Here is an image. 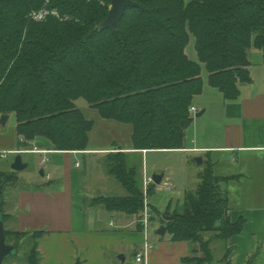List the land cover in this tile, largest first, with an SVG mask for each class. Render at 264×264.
<instances>
[{
    "label": "trees",
    "instance_id": "1",
    "mask_svg": "<svg viewBox=\"0 0 264 264\" xmlns=\"http://www.w3.org/2000/svg\"><path fill=\"white\" fill-rule=\"evenodd\" d=\"M132 1L136 5L112 31L101 27L111 0H0V118L15 116L21 149L32 150L43 138L51 150H87L95 123L77 108L84 99L101 118L132 126L133 150H181L194 120L193 100L204 88L202 65L209 84L235 101L239 84L252 82L254 48L264 63V0ZM45 6L60 18L33 21L30 14ZM191 37L199 62L186 53ZM204 164L182 210L164 213V236L186 241L191 249L197 245L192 254L202 256L191 254L185 264H232L235 248L227 243L245 226V219L232 222L228 215L231 202L224 186L235 177L218 176L210 160ZM106 166L127 196L95 198L90 205L137 216L143 231L142 154L111 153ZM18 181L16 172L0 173L3 213L4 189ZM44 234L6 230V241L10 244L12 236L30 241L25 264H39ZM214 241L225 243L218 260Z\"/></svg>",
    "mask_w": 264,
    "mask_h": 264
},
{
    "label": "crops",
    "instance_id": "2",
    "mask_svg": "<svg viewBox=\"0 0 264 264\" xmlns=\"http://www.w3.org/2000/svg\"><path fill=\"white\" fill-rule=\"evenodd\" d=\"M255 52L259 50L254 48L252 57ZM260 61L262 67L250 68L252 82L239 84L240 95L235 101L226 100L202 71L204 88L194 98L192 108L203 114L196 117L191 113L194 120L181 150L136 151L132 140L124 144L116 140L105 147L88 146L84 151H56L43 138L34 142L32 150H12L40 156L38 168L49 166L48 176L40 184L46 190L19 192L15 204L21 212L12 230L44 231L38 246L39 264H128V255L135 256L147 241L153 249L145 262L136 264H185L184 258L192 253L188 242H173L171 236L164 235L151 242L150 228L147 233L138 229L137 216L108 212L88 203L100 197L127 196V192L124 196L102 192L108 191L110 178H115L106 166L111 153L142 154L144 196L146 176L163 175L162 183L166 180L172 190L176 188L169 167L149 173L150 154H187L203 157V163L210 160L218 176L235 177L224 186L231 202L228 215L232 222L245 219V226L227 243L235 248L232 264H246L254 252L257 255L252 264H264V63ZM86 156L98 157L90 171L84 164ZM148 198L149 194L145 203L152 215ZM219 245L224 251L225 243Z\"/></svg>",
    "mask_w": 264,
    "mask_h": 264
},
{
    "label": "rangeland",
    "instance_id": "3",
    "mask_svg": "<svg viewBox=\"0 0 264 264\" xmlns=\"http://www.w3.org/2000/svg\"><path fill=\"white\" fill-rule=\"evenodd\" d=\"M187 55L191 60L199 62L198 53L195 47V39L191 37V41L186 49ZM263 59L262 53L255 52L252 57V65L254 69L262 67L261 61ZM260 62H259V61ZM204 70V75L206 76L207 70L205 65H202ZM77 108L81 109L85 116L93 120L95 126L93 131L90 133L89 146L90 147H105L109 146L113 141L119 140L122 144L131 141L132 136V126L129 124H122L114 120H106L99 116L98 112L91 108L86 100L80 99L76 102ZM45 140V139H44ZM46 141V140H45ZM47 142V141H46ZM20 141L16 133V118L14 115H11L9 120L5 125L0 124V173L1 172H15L12 170V164L17 157L12 150L21 149ZM199 157V156H197ZM196 156H188L187 154H150L148 157L149 164V173L154 174V172L163 169L165 167L170 168V174L172 176V182L176 185V188L172 191L165 190L164 184L166 180L163 181L161 185L156 186L153 194H149V203L153 214L150 217H154L155 220L150 223V237L151 242L161 238L157 234L158 229L162 226V219L164 218V213L167 212L170 208V212H173L175 209L182 210L185 192L194 191L199 183V174L204 172L207 165H198L194 162ZM23 162L28 165V168L22 172L18 173L19 181L15 185H10L5 187L4 191V213L6 215L5 229L16 232L13 229L16 218H18L19 213L21 212L15 202L19 192L22 190L30 191H42L46 190V186L42 184L49 173V166H44L38 168V160L40 156L23 154ZM188 158V160H187ZM186 164H184V161ZM83 160V159H82ZM98 157L96 156H86L84 164L89 168L97 164ZM189 164V166H188ZM42 171L45 172V176L42 174ZM88 180L91 184L90 172H88ZM103 194H110L112 196H124L126 191L120 182L115 178H110V184L108 191L105 189L102 190ZM149 192V190H148ZM171 202V203H170ZM90 205V202L88 203ZM168 204H170L168 206ZM95 206V205H94ZM155 208L157 210H155ZM17 225V224H16ZM27 232H32L31 229H27ZM169 237V234L165 235ZM9 240L10 244H17L20 248L19 255L15 258H10L5 261L4 264H25L26 254L30 250V241L17 237H11ZM220 241H214L211 245L215 259L218 260L222 258L224 251L219 245ZM154 244V243H153ZM197 245H193V248H196ZM192 254V253H191ZM192 255L202 256L200 252ZM135 256L132 254L128 255V264H136Z\"/></svg>",
    "mask_w": 264,
    "mask_h": 264
},
{
    "label": "water",
    "instance_id": "4",
    "mask_svg": "<svg viewBox=\"0 0 264 264\" xmlns=\"http://www.w3.org/2000/svg\"><path fill=\"white\" fill-rule=\"evenodd\" d=\"M111 7L109 11L108 17L102 22L101 27L104 30L110 29L112 31L119 30V23L120 20L123 18L126 10L128 8L134 7L136 5L135 2L132 0H111ZM203 111L197 113L195 116L200 117L202 116ZM10 116L3 115L0 118V124L5 125L7 121L9 120ZM194 161L198 165H203V157H197L194 159ZM28 168V165L23 162L22 153L18 152L17 157L15 158L13 164H12V170L15 172H22ZM43 174V172H42ZM153 181L155 185H160L162 183L163 175H153ZM105 214V213H102ZM165 219L170 220L171 217H165ZM155 220V218L151 219ZM166 232V227L161 226L157 234L158 235H164ZM19 250L16 245H10L6 241V230H5V223H4V213L2 208V198L0 193V264H4V262L16 255H18ZM122 261L125 260L124 257H121Z\"/></svg>",
    "mask_w": 264,
    "mask_h": 264
},
{
    "label": "built area",
    "instance_id": "5",
    "mask_svg": "<svg viewBox=\"0 0 264 264\" xmlns=\"http://www.w3.org/2000/svg\"><path fill=\"white\" fill-rule=\"evenodd\" d=\"M50 15L56 16V17L60 18V15L58 14L57 11L49 10L47 8V6H45L41 10L33 11L30 14V18L33 21H36V22H44V21L47 20V18ZM190 112L193 113V114H197L198 113V111L195 108H191ZM152 184H155L154 181H153L152 176H146L145 177V182H144L145 191H146V196L145 197H147V194H148L147 191H148L149 187ZM163 188L165 190H167V191H170V190L173 189L172 185H170V184H164V187ZM150 216H151L150 210L147 207V203H145V207H144V211H143V216L141 218V223H142L143 228H144L143 231L146 232V233L148 232V230L150 228V223H151V217ZM152 249H153V245L150 244L147 241L145 243V245H144V248L141 251H139L138 253H136V255H135L136 262L137 263H143V262H145L147 255L149 254V252H151Z\"/></svg>",
    "mask_w": 264,
    "mask_h": 264
}]
</instances>
